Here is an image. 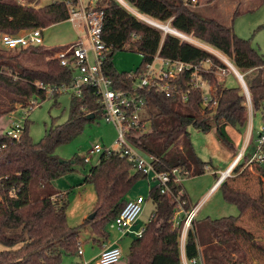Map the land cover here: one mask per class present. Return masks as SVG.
<instances>
[{
    "label": "trees",
    "instance_id": "1",
    "mask_svg": "<svg viewBox=\"0 0 264 264\" xmlns=\"http://www.w3.org/2000/svg\"><path fill=\"white\" fill-rule=\"evenodd\" d=\"M36 1L0 0V36L46 29L69 19L66 3L33 7ZM118 1L98 0L95 4L96 10L104 12L102 38L110 49L103 70L115 89L131 88L132 73L118 72L113 61L116 53L126 49L143 56L141 67L133 73L145 71L156 56L194 65L212 63L211 71L203 75L213 86L215 107L204 108L202 93L189 92L187 73L178 84L182 93H188V101L183 102L180 95L168 98L148 93L147 116L143 122H148L149 131L129 137L133 145L153 158L155 171L169 174L171 179L170 194H162L159 187L151 190L149 198L156 211L143 236L132 242L127 264H184L182 226L175 225V216L179 203H185V211L192 208L183 182L174 181L173 171L178 170L184 180L204 175L209 165L196 153L188 128L193 126L204 133L215 130L217 139L234 152L236 146L227 129L233 127L242 132L245 128L247 97L241 87L228 88L217 81L215 72L227 67L214 54L173 34H164L129 13ZM123 1L140 14L161 23L169 22L173 30L221 52L244 76L253 113L264 115V56L250 40L235 33L233 25L238 10L228 26L204 17L187 5V0ZM59 52L60 48L45 46L0 48V120L15 114L19 108L29 109L32 101H45L48 96L58 98L62 93L55 89L71 85L73 72L54 58ZM26 61L34 65L27 66ZM40 83L46 88L39 87ZM49 88L53 90L51 94ZM90 115L95 118L88 119ZM98 117L104 118L103 107L95 90L85 87L81 97L72 95L67 122L53 124L40 142L33 141L28 127L23 128L18 139L0 132V244L8 248L0 251V264H61L65 255L78 254L82 231L97 239H108V225L125 207L137 181L146 177L135 164L119 151L100 157L85 177V183L95 190L96 216L93 220L85 219L79 227L68 224L69 194L54 186V181L73 172L75 165L85 163L79 157L72 162L62 161L55 154L56 149L78 137ZM252 145V142L248 145L244 161L234 167L231 178L219 186L225 201L236 206L240 215L195 219L184 247L187 261L264 264V160L250 163L253 157L264 156V144L255 148ZM254 165L259 184L257 193L247 185Z\"/></svg>",
    "mask_w": 264,
    "mask_h": 264
},
{
    "label": "rangeland",
    "instance_id": "2",
    "mask_svg": "<svg viewBox=\"0 0 264 264\" xmlns=\"http://www.w3.org/2000/svg\"><path fill=\"white\" fill-rule=\"evenodd\" d=\"M129 6L132 10L128 7L126 8V6L124 8L139 20L143 21L141 19L142 17L136 14L135 11L137 10L133 6ZM193 9L200 12L204 17L217 19L228 26L232 24L234 13L238 10L239 15L235 18L233 25L235 33L240 38L250 40L253 47L264 56V0H202L200 4L193 7ZM144 16L150 18L146 15ZM150 20L152 21L153 19L151 18ZM154 21L159 23L162 29L166 26L170 27L169 22L161 23L156 20ZM162 31L164 34H171L170 31ZM79 32L80 31L69 21L48 27L44 29L43 33L44 46L47 48H60V52H63L78 41ZM81 35H83V38L85 37L83 33ZM185 36L184 38L186 40L181 38L183 41H189L209 51L223 63H225L224 60L232 63L227 57L225 59V56H221L213 51V48L211 49V47L191 36ZM1 47L3 46L0 41V48ZM51 59L52 58H46L47 61ZM113 61L118 72L131 74L141 67L143 56L126 49L116 53ZM24 64L33 66L34 62L26 61ZM154 66L155 69L159 68V58L155 60ZM235 69L237 68L235 67ZM230 71L232 70L230 69ZM218 79L225 87H241L242 91H244L247 97L248 122L242 132L233 127H228L227 129L235 146L236 142L238 143L239 151L237 152L236 148L234 152L226 148L217 139L215 130H212L210 133H204L193 126L188 128L196 153L204 162L209 164L207 172L204 175L186 178L182 183L185 192L189 196L191 208L195 206L199 207L195 217L197 220L206 218L216 220L230 216L238 217L240 215L236 206L225 201L221 190L212 197L205 198V196L209 192V189L215 184L217 178L227 170L232 160L234 161L237 159L238 155L241 153H244L245 156V151L248 148L247 145L252 142V148L259 146L258 137L264 126V116L262 117L261 114H258L256 117H253L254 113L252 106L249 102L248 94L245 91V89L248 88L241 72L237 69L236 76L233 72H229L227 76L219 77ZM71 99V92L62 93L58 98L48 96L45 101L38 100V105L35 107L32 106L29 109L19 108L15 114L0 120V132H7L13 127V121L11 120L13 117L16 121H20L23 128L28 127L31 138L35 143H38L44 138L46 131L49 130L53 124H64L67 122L69 119ZM32 108L34 109L31 110ZM146 116L147 114L144 117L146 118ZM240 135L241 138L239 137ZM117 140L118 133L115 127L112 124H108L104 118L98 117L94 121L88 123L78 137L56 149L55 154L65 162H72L76 157L81 159L90 158V163H79L74 166L73 172L54 181V186L59 191L69 194L68 199L70 201V206L67 211V220L71 227L75 228L81 226L84 220L88 219V217L94 213L93 209L96 202V194L94 187L91 184L85 183V177L89 174L91 168L98 164L101 156L91 155L90 150L95 145H103L108 149H117ZM244 156L240 161H244ZM256 167L257 166L254 165L253 169L251 168V175L247 180L248 187L255 193L259 191L258 179L254 171ZM132 173L136 174V171ZM233 173L232 170L228 178H231ZM155 176V172H153L148 178L139 179L128 194L133 198L144 197L146 199L143 212L139 217V224L141 226L147 225L156 211L155 204L149 198L151 190L159 187V181L155 180ZM240 184L242 185V182ZM92 236V234L82 231L81 248L85 252L84 260L83 257H80L78 254L65 255L61 264H81L83 261L92 264L97 253V249L95 248L96 251H94L92 248L95 247L94 242L90 241ZM128 237L129 238L123 241L121 245L124 254L120 264H127L129 261L131 244L137 239L134 236ZM7 249L8 248L0 244V251Z\"/></svg>",
    "mask_w": 264,
    "mask_h": 264
},
{
    "label": "built area",
    "instance_id": "3",
    "mask_svg": "<svg viewBox=\"0 0 264 264\" xmlns=\"http://www.w3.org/2000/svg\"><path fill=\"white\" fill-rule=\"evenodd\" d=\"M201 1L202 0H187V5L196 7ZM44 2L66 3L69 9V19L67 21L71 22L74 27L85 36L83 38V35L80 34L78 41L74 45L54 56L63 67L69 68L73 72L71 85L63 86L60 89L56 88L55 90H59L61 93L71 92L72 95L81 97L85 87L93 88L103 107L104 120L108 124H112L118 133V140L116 141L117 149H108L103 145H95L90 150V154L102 156L106 153L110 154L111 152L119 151L131 163L135 164L147 178L151 173L155 172V180L159 181L161 193L170 194V175L156 172L153 158L133 145L129 137L135 135V133L141 134L142 132L149 131L148 122H143L146 119L144 116L147 114L148 110V93L155 92L168 98L180 95L183 102L188 101V93H182L181 84H178V81L187 73L189 74V92L191 90L200 91L203 95L202 101L204 106L215 107L216 101L214 100L213 86L209 79L203 75V73H209L211 71L212 63L206 62L201 65H194L156 56L155 60L158 58L160 60L158 69H155L154 60L152 64L146 67L145 71L141 73H132L129 76L132 83L131 88L115 89L103 70L104 62L110 49L105 45L102 38L104 12L95 9V4L98 0H76V3H72V0H37L32 6H39L40 4H44ZM21 3L25 5L24 1ZM141 19L149 25L152 24L151 21H148L149 18L143 17ZM152 21L155 22L154 20ZM151 26L158 29L161 27L159 23L158 25L152 24ZM43 33L44 28H36L16 35L3 34L0 36V41L3 48L7 50L39 47L44 46ZM224 61L227 68H219L215 72L218 82H220L218 79L219 77L227 76L229 72H233L236 76V69L233 64L227 60ZM230 69L232 71H230ZM39 87L46 88L42 83L39 84ZM245 91L248 94V99L251 104L248 89H245ZM52 92L53 90L49 88L48 93L51 94ZM37 105V101H32L30 108ZM11 120L13 121V127L8 130L6 134L9 137L18 139L23 133V127L20 121H16L13 117ZM262 144H264V126L258 137V145L260 146ZM243 156L244 153L238 155L237 159L234 161V166L242 160ZM255 160L262 163L264 156L258 155L253 157L250 163ZM85 163H90L89 157L85 158ZM232 170L233 167L222 173L213 187V190L218 188L220 184L230 176ZM185 174H188V172ZM173 176L175 177L174 181L176 183L183 182L178 170L173 171ZM145 203L146 199L144 197H138L134 200L127 201L118 217L110 223V227L115 228L120 233L122 239L128 236H134L139 239L143 236L145 227L137 232L132 231V228L139 220ZM184 205L185 203H179L178 212L175 216V225L177 227L182 226L180 239L181 247L185 245L188 231L192 228V223L195 220L198 210V208L195 207L190 211H185L183 208ZM84 254L85 252L80 246L78 255L83 257V260ZM123 254L122 248L116 244L113 247L104 249L93 260L92 264H119L123 259ZM81 264L90 263L83 261ZM190 264L203 263L194 260L192 262L190 261Z\"/></svg>",
    "mask_w": 264,
    "mask_h": 264
},
{
    "label": "crops",
    "instance_id": "4",
    "mask_svg": "<svg viewBox=\"0 0 264 264\" xmlns=\"http://www.w3.org/2000/svg\"><path fill=\"white\" fill-rule=\"evenodd\" d=\"M121 2V1H120ZM124 2V1H123ZM123 2H121L123 4ZM125 3V2H124ZM126 5H128V7L131 9V7L129 6V4L125 3ZM124 4V5H125ZM125 5V6H126ZM127 7V6H126ZM132 10V9H131ZM135 11V10H134ZM137 15H139L140 17H145L143 14H140L138 11H135ZM147 18V17H145ZM151 19V18H149ZM148 19V20H149ZM154 20V19H153ZM81 33L79 32L78 33V37ZM212 49V48H211ZM213 51L217 52V54L221 55V56H224L221 52L217 51V50H214L212 49ZM226 58V57H224ZM237 71V69H236ZM258 114H261V116L263 117L264 115L261 113V112H258L256 113L255 115L253 114V117H256V115ZM247 125V124H246ZM246 127V126H245ZM241 138V135L239 136ZM248 146V145H247ZM239 151L238 150V143L236 142V152ZM246 152V151H245ZM235 161V160H234ZM234 161L232 160V162L230 163V165L228 166L227 170L230 169L232 166H234ZM238 164V163H237ZM237 166V165H236ZM235 167V166H234ZM233 167V169H234ZM226 170V171H227ZM219 173V172H218ZM224 173V172H223ZM217 175V174H216ZM217 182V180H216ZM215 182V184H216ZM215 184L209 189V192L206 194L205 198H208V197H212L214 194H216L218 191H219V187L216 188L215 190H213V187L215 186ZM135 198L131 197V196H127V201H130V200H134ZM197 207V206H195ZM194 207V208H195ZM199 208V207H197ZM140 220L137 221L136 225H134V227L132 228V231L134 232H137L139 230H141L142 228H144L145 226H141L139 224ZM107 231H108V239L107 240H102V239H97L98 237L93 235V237H91V240L90 241H93L94 244H95V247H92L94 251H96L97 249V253H96V257L106 248H110V247H113L115 246L116 244H118L120 247H122V243L123 241L127 240L129 237H125V238H121L120 236V233L115 229V228H111L110 227V224L108 225V228H107ZM185 247V245H184ZM184 247H182V259H183V263L184 264H190L189 261H187L186 257H185V251H184ZM96 248V249H95ZM84 257H85V254H84Z\"/></svg>",
    "mask_w": 264,
    "mask_h": 264
},
{
    "label": "water",
    "instance_id": "5",
    "mask_svg": "<svg viewBox=\"0 0 264 264\" xmlns=\"http://www.w3.org/2000/svg\"><path fill=\"white\" fill-rule=\"evenodd\" d=\"M159 29H161V28H159ZM165 29L168 30V28H165ZM161 30H164V29H161ZM168 31H170L171 34L175 35L176 37H179L180 39H181V38L183 39V37L185 36V35H183V34L177 32L176 30H172V29H170V30H168ZM182 36H183V37H182ZM185 37H186V36H185ZM186 42H189V41H186ZM189 43H190V42H189ZM244 84H245V83H244ZM204 108H206V107H204ZM94 118H95L94 115H90V116H88V119H94ZM95 216H96V213H93L92 215H90V216L88 217V219H89V220H93V219L95 218Z\"/></svg>",
    "mask_w": 264,
    "mask_h": 264
},
{
    "label": "bare ground",
    "instance_id": "6",
    "mask_svg": "<svg viewBox=\"0 0 264 264\" xmlns=\"http://www.w3.org/2000/svg\"><path fill=\"white\" fill-rule=\"evenodd\" d=\"M119 1L123 2V0H119ZM123 4H125V3L123 2ZM125 5H126V4H125ZM126 6H127V5H126ZM148 21H151V20H148ZM151 22H152V24L158 25V23H155V22H153V21H151ZM152 24H151V25H152ZM165 28H168V30H170V27H168V26L164 27V30H165V31H168V30H166ZM168 32H169V31H168ZM182 37H183V36H182ZM183 39H185V38L183 37ZM185 40H186V39H185ZM232 167H234V166H232ZM232 167H231V168H232ZM231 168H230V169H231Z\"/></svg>",
    "mask_w": 264,
    "mask_h": 264
}]
</instances>
